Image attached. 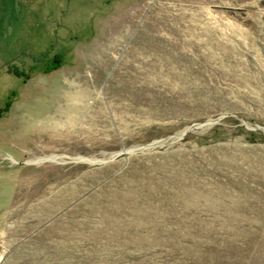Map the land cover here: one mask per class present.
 Instances as JSON below:
<instances>
[{
  "label": "rangeland",
  "instance_id": "374dc122",
  "mask_svg": "<svg viewBox=\"0 0 264 264\" xmlns=\"http://www.w3.org/2000/svg\"><path fill=\"white\" fill-rule=\"evenodd\" d=\"M0 264H264V0H0Z\"/></svg>",
  "mask_w": 264,
  "mask_h": 264
},
{
  "label": "water",
  "instance_id": "95a60500",
  "mask_svg": "<svg viewBox=\"0 0 264 264\" xmlns=\"http://www.w3.org/2000/svg\"><path fill=\"white\" fill-rule=\"evenodd\" d=\"M218 120H215V121H208V122H206L205 124H202V125H194L192 128H196V127H198V126H204V125H208V124H213V123H215V122H217ZM192 128H190V129H192ZM189 129V130H190ZM157 145V143H154V144H152V145H149V146H146V147H142V148H140L141 150L142 149H149V148H152V147H154V146H156ZM140 149H138V150H140Z\"/></svg>",
  "mask_w": 264,
  "mask_h": 264
},
{
  "label": "crops",
  "instance_id": "0c3cea01",
  "mask_svg": "<svg viewBox=\"0 0 264 264\" xmlns=\"http://www.w3.org/2000/svg\"><path fill=\"white\" fill-rule=\"evenodd\" d=\"M10 189H11V186H10ZM6 198H8V200L10 201L11 200V198H12V195H11V190H9V194H8V196L6 197ZM5 200V199H4ZM7 201V200H6ZM8 201V202H9ZM6 203V202H5ZM5 203H4V205H5ZM3 207V206H2Z\"/></svg>",
  "mask_w": 264,
  "mask_h": 264
},
{
  "label": "flooded vegetation",
  "instance_id": "af4514ba",
  "mask_svg": "<svg viewBox=\"0 0 264 264\" xmlns=\"http://www.w3.org/2000/svg\"><path fill=\"white\" fill-rule=\"evenodd\" d=\"M55 62H57V61H55Z\"/></svg>",
  "mask_w": 264,
  "mask_h": 264
}]
</instances>
